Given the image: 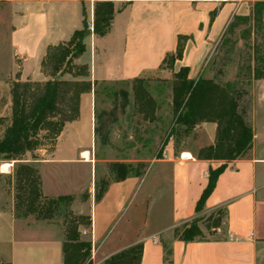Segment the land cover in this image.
Segmentation results:
<instances>
[{
    "label": "crops",
    "instance_id": "crops-1",
    "mask_svg": "<svg viewBox=\"0 0 264 264\" xmlns=\"http://www.w3.org/2000/svg\"><path fill=\"white\" fill-rule=\"evenodd\" d=\"M247 1L10 0L13 14L9 46L15 60L19 61L20 80L44 81L40 61L46 48L67 41L86 20L90 35L84 41L85 53L75 63L88 65L90 80L97 84H129L134 78L144 79L146 90L156 101L146 85L152 78H159L169 82L171 92V73L159 70V67L165 55L174 52L177 36L189 38L182 60L178 63H181L180 67L191 69L193 62L202 60L200 54L204 52V47L225 31L241 4ZM96 2H112L115 7L111 29L104 37L93 34ZM123 5L126 6L121 9ZM213 11L216 15L210 23ZM192 46L197 47L196 57L189 59L187 55ZM188 76L194 80L190 78V70ZM129 90L133 106L130 84ZM158 107L156 101L155 121ZM94 116L95 88L90 94L81 96L79 119L65 126L55 150L49 154L44 152L47 161L42 159L37 162L50 163L53 171L51 188L45 187L39 171L43 197L78 195L77 192L57 189L61 179L59 173L68 166L76 168L81 164L95 174L99 161L95 159ZM203 125L212 128L213 136L202 147L213 144L215 134L213 124ZM62 142L68 145L67 154L57 157ZM84 153H87L88 160L82 158ZM186 153L188 157H183ZM222 164L198 161L190 150L175 154L170 139L152 162V167L157 169L155 174L162 169L167 170V215L149 218L134 234L124 233L121 228L127 205L139 188V178L110 182L98 203L89 195L87 202L75 201L76 205L85 204L87 209L77 215H89L91 218L86 234L84 229L80 230L91 243L89 264H103L111 256L137 244H142L143 248L140 264H163V244L171 249L172 264H264V157L252 155L227 163L219 175L215 189L199 215H207L219 208L226 209L225 235L221 239L187 243L173 239L176 227L196 217L194 208L207 185L208 169H216ZM1 165L0 177L3 178L8 170L2 173ZM10 167L13 165L8 169ZM11 180L13 183V178ZM87 182L89 188L90 182ZM13 197L11 190L8 208H0V231L4 228L9 230L11 244L22 258L21 264H62V224L55 221L54 226V220H37V224L29 228L26 225L31 219L29 216L17 229ZM4 260L7 264H15L12 256Z\"/></svg>",
    "mask_w": 264,
    "mask_h": 264
},
{
    "label": "trees",
    "instance_id": "trees-1",
    "mask_svg": "<svg viewBox=\"0 0 264 264\" xmlns=\"http://www.w3.org/2000/svg\"><path fill=\"white\" fill-rule=\"evenodd\" d=\"M114 15L112 2H96L93 9V34L97 37L106 36ZM215 15L216 11L211 12L210 23ZM89 35L84 20L82 28L67 41L46 48L40 61V73L44 81H21L18 71L11 83L10 116L0 137V163L14 162L13 199L16 217L24 219L33 216L38 221H50L60 214L62 207H70L74 200L72 196L43 197L36 164L40 160L38 152L52 153L65 126L79 119L81 96L90 94L97 86L96 82L90 80L89 66L75 63L85 53L84 41ZM188 40L186 36H177L174 52L166 54L159 67V70L165 69L171 73L172 123L168 140H172L174 153L177 154L184 150L181 146L184 141L191 136L197 137V128L203 124H213V144L200 147L192 154L198 161L223 164L216 169H208L207 185L194 208L196 217L176 227L173 239L184 243L217 241L221 239L218 234L224 232L226 209H215L202 216L199 214L226 164L247 158L253 132L240 106L239 95L210 79H189L186 67L175 70L176 63L182 60ZM129 84L134 112L141 122H154L156 101L146 90L145 80L134 78ZM27 155L31 158L29 162L25 159ZM109 170L114 176L113 182L140 174V168L126 163H113ZM103 185L94 195L95 203L100 201L108 186L107 183ZM86 198L87 195H84L83 199ZM90 225L89 215L75 216L70 211L62 214V264H89L91 243L83 238L80 230L84 229L86 234ZM162 247L163 264H172L171 249L166 244ZM142 249V244L131 246L106 259L103 264H140Z\"/></svg>",
    "mask_w": 264,
    "mask_h": 264
},
{
    "label": "rangeland",
    "instance_id": "rangeland-1",
    "mask_svg": "<svg viewBox=\"0 0 264 264\" xmlns=\"http://www.w3.org/2000/svg\"><path fill=\"white\" fill-rule=\"evenodd\" d=\"M14 1V0H12ZM13 6L10 0H0V137H2L10 116V86L19 71V61L15 60L9 46L10 21ZM196 46L188 51L189 59L196 57ZM201 61L193 62L190 78L214 80L226 87L230 92L239 95L240 106L247 122L252 128L253 140L247 157L255 155L264 157V0H248L241 4L229 26L204 47L200 54ZM181 66L176 63L175 70ZM165 70V69H164ZM189 75V73H188ZM146 85L153 92L159 105L157 120L154 123H143L134 112L129 84L106 82L95 87V159L99 161L92 173L81 164L72 168L68 166L59 173L61 176L57 189L77 192L70 207H62L54 220L62 224V214L70 211L73 215L86 212V205H76L74 202H87L88 195L92 199L99 187L113 181L110 172L113 163H129L134 168H140L139 188L128 203L123 219L124 233L134 234L135 230L149 218L165 217L168 210L167 170H156L152 167L154 158L163 149L168 140V132L172 123L170 107L171 92L169 82L152 78ZM155 90L157 92L155 93ZM193 136L184 141V150L194 151L207 144L213 136V130L208 125H202ZM67 144L62 142L57 157L67 154ZM40 160L47 159L44 151L38 152ZM42 156L43 158H41ZM30 161V156L25 157ZM47 161V160H45ZM79 161H82L79 159ZM0 164L14 165L12 162ZM43 176L45 187L53 185V171L50 163L36 164ZM74 167V166H73ZM13 167L8 169L5 177H0V208L7 209L11 190L14 196ZM90 182L88 188V181ZM100 181V183H99ZM102 183V184H101ZM81 188V189H80ZM87 195L86 200L83 196ZM52 198V197H46ZM26 224L34 227L37 221L33 216ZM24 219L16 217V228L19 229ZM55 228V227H54ZM225 235L224 232L218 234ZM17 237V236H16ZM87 240L86 236H83ZM12 235L7 228L0 231V264H7L4 259L11 256L15 264H21L19 251L12 246ZM91 257V254H90ZM90 257L88 260H90ZM89 262V261H88Z\"/></svg>",
    "mask_w": 264,
    "mask_h": 264
},
{
    "label": "bare ground",
    "instance_id": "bare-ground-1",
    "mask_svg": "<svg viewBox=\"0 0 264 264\" xmlns=\"http://www.w3.org/2000/svg\"><path fill=\"white\" fill-rule=\"evenodd\" d=\"M183 157H188L187 153L184 154ZM82 158L85 159V160H88L89 157H88L87 153H84V154H82ZM9 166H10L9 164H2L1 165L2 173H6Z\"/></svg>",
    "mask_w": 264,
    "mask_h": 264
}]
</instances>
